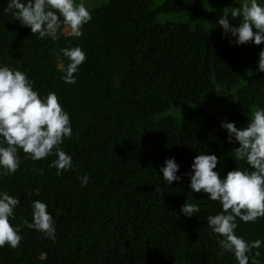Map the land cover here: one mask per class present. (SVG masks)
<instances>
[{"label":"trees","instance_id":"16d2710c","mask_svg":"<svg viewBox=\"0 0 264 264\" xmlns=\"http://www.w3.org/2000/svg\"><path fill=\"white\" fill-rule=\"evenodd\" d=\"M203 1L164 0L155 7V0H109L90 9L92 20L80 38L62 35L53 42L5 14L7 0H0V63L27 72L41 94L54 91L61 98L73 128L61 147L77 166L58 176L49 167L54 155L32 161L21 152L16 173L0 177V190L20 200L11 223L31 221V201L39 199L56 226L51 240L22 225L20 245L0 248V264H235L230 253L217 255L218 245L207 235L206 217L220 211L219 203L192 193L200 211L190 218L178 214L191 191L187 178L167 186L159 173L166 158L174 157L183 173L196 154L208 151L220 159L214 170L221 176L248 167L231 157L238 145L227 142L219 122L227 118L243 127L253 109L264 107V73L256 65L247 84L220 97L218 108L165 115L236 87L247 58L262 47L234 46L222 37L215 21L232 9L209 12L206 24L157 20L200 18ZM77 44L86 60L76 83L65 84L57 64L67 60L58 53ZM85 174L90 179L81 187L77 177ZM237 223L246 239H264V217Z\"/></svg>","mask_w":264,"mask_h":264},{"label":"clouds","instance_id":"9594fccd","mask_svg":"<svg viewBox=\"0 0 264 264\" xmlns=\"http://www.w3.org/2000/svg\"><path fill=\"white\" fill-rule=\"evenodd\" d=\"M228 15H220L215 27L234 46L246 44L264 45V3L243 0L231 7ZM11 14L22 27H27L38 39H60L62 35L80 38L82 28L92 20L90 9L83 0H7L3 9ZM238 18V20H237ZM232 21H235L233 23ZM66 58L57 64L65 84L76 83V73L86 60V52L78 44L63 47L58 56ZM256 71L264 73V47L258 53ZM219 127L226 132L235 161L243 160L248 167H236L223 176L217 169L220 159L212 152L196 154L190 169L180 173V165L174 157L166 158L159 168L161 179L167 186L182 183L187 178L191 190L179 208L185 217H194L200 211V201L192 193L207 194L206 200L219 203L220 211L206 217L210 230L207 235L218 245L217 255L230 253L235 264H264L259 259L264 249V239H246L237 233L238 223H255L264 217V107L252 111L246 126L237 127L234 121L221 119ZM73 135L70 114L62 106L61 98L54 91L41 94L34 88L28 73L18 67L0 63V177L15 174L23 159L40 161L54 155L49 167L56 174L76 171V164L61 145ZM35 170V169H34ZM81 187L89 182V175L78 176ZM30 192L32 190H29ZM35 194L39 195V188ZM20 200L0 190V248L7 245L15 249L21 241L22 225L43 234V238L55 240L56 226L48 205L42 200L31 201V221L22 219L13 224L15 209Z\"/></svg>","mask_w":264,"mask_h":264},{"label":"rangeland","instance_id":"374dc122","mask_svg":"<svg viewBox=\"0 0 264 264\" xmlns=\"http://www.w3.org/2000/svg\"><path fill=\"white\" fill-rule=\"evenodd\" d=\"M109 0H83L85 5L89 8H96L102 5H105ZM164 0H155L154 6L158 7L163 4ZM260 3H264V0H258ZM243 0H205L201 4L198 5V9L201 11L200 18H193L191 15L187 14H171V15H159L157 20L160 23H164L166 21L175 22V23H196L202 22L204 24L207 23L208 17L207 14L212 11L221 10L229 12L234 4H242ZM264 47V45H262ZM258 53H254L246 60V68L243 70V74L239 84L230 89H221L216 92H210L198 103L196 104H188L182 105L178 109H173L168 111L166 116H174L177 118H181L184 115L197 112L202 107H206L209 111H212L219 106L220 97L235 94L237 90L247 84L248 78L253 75V70L255 69L258 61ZM256 109H253L255 111Z\"/></svg>","mask_w":264,"mask_h":264}]
</instances>
